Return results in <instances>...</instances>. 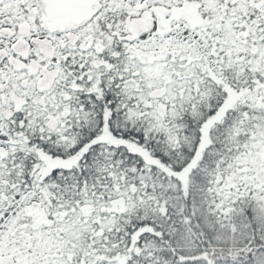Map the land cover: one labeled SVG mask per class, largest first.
Returning a JSON list of instances; mask_svg holds the SVG:
<instances>
[{
  "label": "snow or ice",
  "instance_id": "obj_1",
  "mask_svg": "<svg viewBox=\"0 0 264 264\" xmlns=\"http://www.w3.org/2000/svg\"><path fill=\"white\" fill-rule=\"evenodd\" d=\"M0 264H264V0H0Z\"/></svg>",
  "mask_w": 264,
  "mask_h": 264
}]
</instances>
